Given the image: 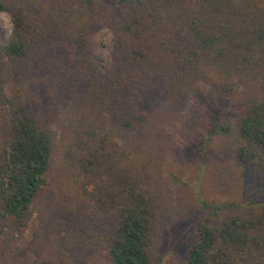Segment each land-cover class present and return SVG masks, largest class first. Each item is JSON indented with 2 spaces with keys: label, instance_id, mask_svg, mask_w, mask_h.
Listing matches in <instances>:
<instances>
[{
  "label": "trees",
  "instance_id": "obj_1",
  "mask_svg": "<svg viewBox=\"0 0 264 264\" xmlns=\"http://www.w3.org/2000/svg\"><path fill=\"white\" fill-rule=\"evenodd\" d=\"M44 1L52 8L40 21L20 0H0L14 24L0 42V224L23 229L60 153L80 197L52 208V246L154 264L162 201L146 104L242 92L237 112L223 108L204 135L236 137L240 187L202 203L184 264H264V0ZM106 25L113 48L103 59L94 34Z\"/></svg>",
  "mask_w": 264,
  "mask_h": 264
},
{
  "label": "rangeland",
  "instance_id": "obj_2",
  "mask_svg": "<svg viewBox=\"0 0 264 264\" xmlns=\"http://www.w3.org/2000/svg\"><path fill=\"white\" fill-rule=\"evenodd\" d=\"M20 1L33 19L43 21L49 17L52 5L49 7L44 0ZM13 28L11 13L1 11L0 42L11 38ZM94 35L96 53L100 58H109L113 48L111 29L100 26ZM215 93L211 103L203 96L196 99L192 95L174 108L164 99L152 98L146 104L150 112L146 154L162 201L150 247L154 264H184L187 248L195 240L202 203L225 200L240 187L241 175L233 156L236 137L207 142L204 135L219 113L224 112L223 108L227 114H235L246 97L242 92ZM54 110L61 111L62 105L55 104ZM53 163L49 182L26 213L23 229L0 224V264H111L107 252L98 247L61 252L52 246L58 232L52 208L62 197L70 204H78L80 197L78 181L65 173L60 153L55 154Z\"/></svg>",
  "mask_w": 264,
  "mask_h": 264
}]
</instances>
